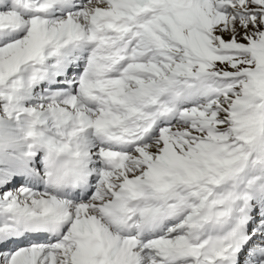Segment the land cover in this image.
<instances>
[{
    "label": "snow or ice",
    "instance_id": "1",
    "mask_svg": "<svg viewBox=\"0 0 264 264\" xmlns=\"http://www.w3.org/2000/svg\"><path fill=\"white\" fill-rule=\"evenodd\" d=\"M0 264H264V0H0Z\"/></svg>",
    "mask_w": 264,
    "mask_h": 264
}]
</instances>
